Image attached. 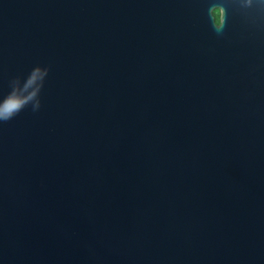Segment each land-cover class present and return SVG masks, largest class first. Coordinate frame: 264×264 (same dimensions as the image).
Here are the masks:
<instances>
[{"label": "water", "instance_id": "water-1", "mask_svg": "<svg viewBox=\"0 0 264 264\" xmlns=\"http://www.w3.org/2000/svg\"><path fill=\"white\" fill-rule=\"evenodd\" d=\"M13 91L0 264H264V0H0Z\"/></svg>", "mask_w": 264, "mask_h": 264}, {"label": "clouds", "instance_id": "clouds-1", "mask_svg": "<svg viewBox=\"0 0 264 264\" xmlns=\"http://www.w3.org/2000/svg\"><path fill=\"white\" fill-rule=\"evenodd\" d=\"M220 15H221L220 11L217 10L216 11L217 25L220 24ZM35 78H36V74L33 73V75L28 80V85L26 86H31L34 83ZM34 96H35V93H32L29 97L21 98L17 95L15 91L9 93L5 97L3 103H0V120L5 121V122L10 120L13 116L18 114L21 111V109L26 105L28 100L32 99ZM9 101L15 102V106L12 107L10 110L6 109V105L9 104Z\"/></svg>", "mask_w": 264, "mask_h": 264}, {"label": "snow or ice", "instance_id": "snow-or-ice-1", "mask_svg": "<svg viewBox=\"0 0 264 264\" xmlns=\"http://www.w3.org/2000/svg\"><path fill=\"white\" fill-rule=\"evenodd\" d=\"M14 106H15V102L14 101H11V102H9L8 105H6V109L10 110Z\"/></svg>", "mask_w": 264, "mask_h": 264}, {"label": "trees", "instance_id": "trees-1", "mask_svg": "<svg viewBox=\"0 0 264 264\" xmlns=\"http://www.w3.org/2000/svg\"><path fill=\"white\" fill-rule=\"evenodd\" d=\"M215 19H217V18H216V15H215Z\"/></svg>", "mask_w": 264, "mask_h": 264}]
</instances>
